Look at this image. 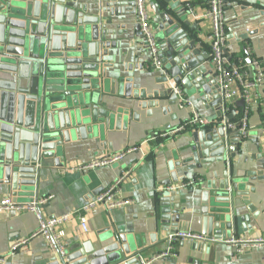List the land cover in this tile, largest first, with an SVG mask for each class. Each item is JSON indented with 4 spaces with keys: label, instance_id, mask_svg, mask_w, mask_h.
Segmentation results:
<instances>
[{
    "label": "water",
    "instance_id": "water-1",
    "mask_svg": "<svg viewBox=\"0 0 264 264\" xmlns=\"http://www.w3.org/2000/svg\"><path fill=\"white\" fill-rule=\"evenodd\" d=\"M94 6L89 15V6L78 0H0V187H8L15 198L37 192L42 171L49 169L51 160L55 167H62L59 157L68 144L101 141L111 127L125 121L124 110L112 112L104 100L108 65L103 61L115 47L107 40L116 33L110 27L117 21L118 34H125L126 25L135 17L134 1L97 0ZM186 8L179 0L151 4L162 72L149 90L134 95L133 106L145 110L147 116L158 108L162 116L173 107L184 109L174 90L178 88L184 97H197L207 108H214L221 118L224 104L215 74L206 66L207 62L211 65L207 51L197 48L199 28ZM225 54L230 57L227 49ZM116 81L123 83L124 96L130 99L132 79L110 80L111 96ZM237 104L242 107L243 99ZM132 118L137 120L138 115ZM223 120L222 126L192 132L182 164L187 171L212 169L214 182L202 195L204 209L198 224L201 234L216 239L234 229L238 234L246 230L248 218L237 211L245 207L254 214L248 195L256 189L248 182L261 176V172L241 176L232 170L237 146L245 137L236 129H224L231 115ZM177 181L172 173L163 186ZM158 201L159 231L168 235L190 229L189 222L180 220L185 209L174 204L169 192L161 193ZM111 239L66 246V257L56 255L51 264H142L137 254L130 253L126 238Z\"/></svg>",
    "mask_w": 264,
    "mask_h": 264
},
{
    "label": "crops",
    "instance_id": "crops-1",
    "mask_svg": "<svg viewBox=\"0 0 264 264\" xmlns=\"http://www.w3.org/2000/svg\"><path fill=\"white\" fill-rule=\"evenodd\" d=\"M78 1L80 4L88 5V14H92L90 7H96L94 5L97 0ZM153 2L154 0H147L151 26L154 30L151 10ZM179 2L185 8L187 6L186 9L191 13L189 17L191 22L196 23L199 28L196 36L200 44L197 48L200 51H207L209 56L210 25L204 19L207 0H179ZM134 19L135 17H132L130 24L126 25L125 34H118L117 21L110 27L116 33L107 40L114 42L115 47L109 50V55L103 61V64L108 65L105 70L107 84L104 100L109 104V110L112 112L124 110L125 121L111 127L101 141H73L68 144L59 157L62 167H55L51 160L48 164L49 169L42 171L37 192L32 191L31 196L15 198L8 187H0V198L12 197L18 202H29L34 199L33 196L52 197L40 208L43 218L73 214L62 226L66 234L65 248L67 246L69 249L76 243H96L99 240L123 236L128 242L131 254L149 260L167 247L166 233L159 231L158 199L161 193L169 192L174 198V204L185 209L180 220L190 223V229L187 230L200 233L198 221L204 209L202 195L208 192L214 180L211 175L212 169L187 171L182 165L192 132L195 129L222 126L223 118L229 115L232 116V120L228 123H238L239 114L242 113L241 118L244 114V104L242 107L237 104L240 97L227 102V112H223L222 109L221 118H217L214 108H207V104L201 103L197 97L189 98L195 109L210 124L188 128L168 136V132L175 131L189 120L191 112L183 104L184 109L177 110L173 107L171 113L166 116L161 115L160 108L153 109L152 116H147L145 110L133 106L134 95L140 90H149L150 85L159 76L150 69L148 62L150 55L144 49L141 35L139 37L138 32L133 28ZM224 20L227 51L233 63L246 68L252 60H260L264 65V0H232L224 9ZM248 33L251 34L248 39L236 41L239 36ZM206 66L212 69L208 62ZM114 78L132 79L130 99L124 96L123 83L119 85L118 81L113 86L114 95L111 96L110 80ZM253 94L254 104L247 113L248 129L245 138L237 146L232 170H236L241 176L247 172H261V176L257 177L260 180L248 182L250 188L256 189L255 194L248 195L255 212L251 214L245 207L238 210V215H245L248 218L247 223L244 224L246 230L242 234L237 233L238 229L225 232L222 239L232 235L264 238V87L256 88ZM164 105L166 103L162 102V106ZM133 114L138 115L137 120H133ZM174 114L176 118L171 119V115ZM167 125L170 126L169 129L165 128ZM140 144L143 145L139 152L126 155L122 161L111 167L84 172L73 170L79 164L107 158ZM172 173L176 175L178 181L163 186ZM125 174L127 176L121 182L120 193L124 198L132 201L130 205L114 210H106L103 207L84 210L88 200ZM218 178H222L221 175ZM191 217H194L193 221ZM81 221L87 226L88 231L85 233L80 230ZM37 226V218L31 212L0 214V256L7 258L5 264H51L56 254L50 250L42 237L30 239L12 256L9 255L12 244L28 238L35 232ZM196 245L192 242L176 243L170 258L152 264H264V247L235 255L233 249L224 244Z\"/></svg>",
    "mask_w": 264,
    "mask_h": 264
},
{
    "label": "built area",
    "instance_id": "built-area-1",
    "mask_svg": "<svg viewBox=\"0 0 264 264\" xmlns=\"http://www.w3.org/2000/svg\"><path fill=\"white\" fill-rule=\"evenodd\" d=\"M133 1L141 42L149 50L151 58L150 69L156 73H160L162 72L160 52L155 40L154 30L151 26L147 0ZM230 1L232 0H207V10L204 14V19L208 21L210 25V34L208 36L209 60L211 62L212 71L215 74V81L219 87L220 97L224 104L222 108L223 112H227L226 103L235 98L240 97L244 102V114L242 118L236 124L225 123L224 129H236L242 137H245L248 129L247 113L254 104L255 95L253 92L256 88L264 87V65L260 60H252L248 67H239L231 62L230 58L225 54V50L227 49V38L224 9ZM174 90L178 93L182 103L190 109L191 115L189 120L183 125H180L175 131L168 132V136H173L188 128L204 127L210 124L209 121L195 109L189 98L184 97L178 88ZM142 145L143 144L129 147L107 158L93 160L86 164H79L73 170L84 172L111 167L122 161L126 155L139 152ZM126 176L127 174L102 190L98 195L88 200L84 206V210H91L98 207H103L106 210H114L130 205L132 201L124 198L120 193L121 182ZM51 198L52 197L34 198L29 202H18L12 197L0 198V214L7 212H31L35 214L38 221L37 229L33 234L28 238L16 241L12 244L9 249L10 256L20 247L24 246L30 239L42 237L48 244L50 250L59 258L64 259L66 257V234L62 226L68 222L73 214H64L49 219L43 218L40 213V208ZM79 227L84 233L88 231L84 221L79 223ZM179 242H192L204 246L217 243L224 244L231 247L235 255H242L254 248L264 247V238L232 235L225 239H216L215 237H208L201 233L183 230L165 236V243L167 245L165 251L155 254V256L151 257L149 260H145L141 258V256H139V259L142 264H152L158 260L170 258L173 255V246ZM6 260L7 258L5 256H0V264H5Z\"/></svg>",
    "mask_w": 264,
    "mask_h": 264
},
{
    "label": "trees",
    "instance_id": "trees-1",
    "mask_svg": "<svg viewBox=\"0 0 264 264\" xmlns=\"http://www.w3.org/2000/svg\"><path fill=\"white\" fill-rule=\"evenodd\" d=\"M231 60V59H230ZM231 62H233V59L231 60ZM242 114V113H241ZM241 114H239V116H238V118H237V121L238 120H240V118H241ZM235 123H236V121H235Z\"/></svg>",
    "mask_w": 264,
    "mask_h": 264
}]
</instances>
